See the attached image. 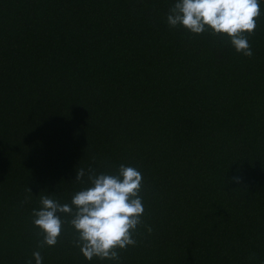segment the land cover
<instances>
[{"label": "trees", "instance_id": "trees-1", "mask_svg": "<svg viewBox=\"0 0 264 264\" xmlns=\"http://www.w3.org/2000/svg\"><path fill=\"white\" fill-rule=\"evenodd\" d=\"M175 3L0 0V264H264V0L250 58L171 28ZM121 164L143 177L136 246L89 261L66 224L38 247L40 197Z\"/></svg>", "mask_w": 264, "mask_h": 264}, {"label": "clouds", "instance_id": "clouds-1", "mask_svg": "<svg viewBox=\"0 0 264 264\" xmlns=\"http://www.w3.org/2000/svg\"><path fill=\"white\" fill-rule=\"evenodd\" d=\"M260 16V0H176L169 9L167 23L194 35L211 31L226 37L238 54L250 58L253 53L248 37L254 33ZM84 177L81 168L75 180L83 182ZM88 182L90 186L77 191L70 203H61L50 195L40 197L41 207L32 212L33 225L42 237L38 247H54L67 224L77 234L75 245L87 260L118 261L119 251L137 243L134 234L144 213L142 174L123 164L115 174H97L89 167ZM147 230L152 231L150 227ZM33 257L35 264H42L39 251Z\"/></svg>", "mask_w": 264, "mask_h": 264}]
</instances>
